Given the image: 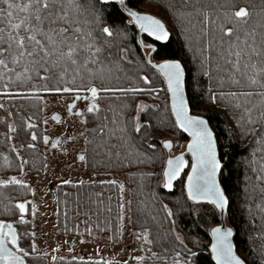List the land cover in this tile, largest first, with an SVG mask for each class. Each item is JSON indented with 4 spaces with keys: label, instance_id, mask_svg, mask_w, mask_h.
<instances>
[{
    "label": "trees",
    "instance_id": "obj_1",
    "mask_svg": "<svg viewBox=\"0 0 264 264\" xmlns=\"http://www.w3.org/2000/svg\"><path fill=\"white\" fill-rule=\"evenodd\" d=\"M221 1L126 0L125 5L133 11L156 16L171 29L169 40L165 42H155L145 34L141 35L146 44L155 45V50L149 49L147 58L151 59L152 63H159L162 59L181 61L185 69V93L190 113L201 115L209 121L217 141L218 155L227 163L224 170V187L230 199V208L225 215L226 223L233 228L235 251L246 264H264V131H262L264 118L259 115L264 109L253 108L254 104L258 105L259 97L233 98L228 95L232 91L249 89H240L231 83L230 77L234 69L227 62L230 59L227 55L230 41L221 29V25L224 28H233L231 41H236L237 35L243 40L245 31L255 28L258 44L261 31L264 30L260 27L264 24V0L229 2L223 0V3ZM96 7L102 10L104 23L128 32L134 55L141 57L137 29L129 23L130 18L121 7L118 4H97ZM240 7L249 10L250 15L246 21L239 20L233 15ZM218 8L221 10H216ZM205 12L208 14L207 20ZM77 22L80 24V17ZM0 27H4V24L0 23ZM187 31H192L197 37L188 38ZM222 36L224 40L221 39ZM108 39L110 45L100 40L104 49L99 55L102 62L95 67H102V64H105L109 68L108 57L115 60L120 55L121 46L113 39ZM248 42L251 43V40ZM147 58L144 60L146 68L153 74L152 77L147 75L150 83H145L141 74L143 71L133 64L130 66L135 72L130 80L122 78V73H119L118 79L112 81L105 79L103 83L112 84V87L117 89L159 85L162 93L160 105L158 103L154 106L153 103L157 101L149 98V104L143 111L137 112L134 108L139 101L133 97L132 92L115 93L111 95V99L106 98L104 108L109 109V112L104 109L102 113L89 115L86 119L85 170L92 174H128L129 222L133 240L143 253L146 264L173 262L177 259L176 252L181 253L178 259L182 260L187 255L185 248L196 253L195 264H214L209 245L210 228L219 224L216 209L207 202L197 204L188 200L184 191L185 172L171 190H165L162 184L164 149L161 136L170 132L186 142L188 137L176 127L168 106V93L164 81L152 64L148 63ZM257 59L253 57V61ZM245 60L246 57L241 61V68ZM16 70L20 71V68ZM205 71L209 74L204 75ZM130 72L132 73V70ZM236 75L241 78L239 73ZM5 82L6 80H0V93H5L3 90ZM96 83L99 85L101 81L97 80ZM41 84L42 82L33 76V81L29 84L21 86L18 83L13 85L10 91L26 95L22 100L14 102L10 110L16 131L15 139L33 174L41 173L44 167V155L40 148L43 136L41 105L36 97L46 92L17 89L21 87L27 89ZM256 91H259V88ZM222 92L225 94L223 97L220 96ZM212 93L217 97L216 107L210 106ZM237 104L241 106L237 107ZM244 108H253L251 114L255 123L248 122V114ZM137 116L142 125L140 132L134 131ZM161 117L164 121L158 122ZM29 123L35 124L36 127L34 125L29 129L27 126ZM7 132L6 120L0 116V176L19 172L18 159L10 147ZM32 132L37 134L35 141L32 140ZM29 144H35V147H27ZM153 145L155 147H152ZM185 156L190 164V157ZM6 158L7 163L11 165L10 168L4 164ZM0 192L3 196L11 198L9 204L11 211L5 212L4 205L9 201L0 197L2 201L0 219L16 223L24 235L29 226L31 192L18 186L0 189ZM16 201L28 202L23 222L19 220L20 213L14 208ZM120 204V189L117 184L59 185L56 188L57 231L63 235L88 239L101 235L108 236L109 241L116 243L121 234ZM165 205L172 211V216H168ZM144 230L148 231L151 243L144 240ZM177 235L180 236V241L176 240ZM153 253L156 255L153 256ZM28 263L47 264V261L43 257L31 255ZM56 264H104V262L63 259Z\"/></svg>",
    "mask_w": 264,
    "mask_h": 264
},
{
    "label": "snow or ice",
    "instance_id": "obj_2",
    "mask_svg": "<svg viewBox=\"0 0 264 264\" xmlns=\"http://www.w3.org/2000/svg\"><path fill=\"white\" fill-rule=\"evenodd\" d=\"M87 4L88 7L85 8V0H0V5L4 6L0 7V23L4 24V27H0V80H6L3 84L5 92L11 91L13 85L18 83L21 86L29 84L35 76L37 81L42 82L40 86L33 85L27 89L21 87L17 91L72 93L76 100L91 101L86 107L88 113H98L100 111L98 100L101 98V93L150 91V89L142 88L117 89L104 86L103 82L106 76L103 66L100 69H96L94 66L100 63L99 55L104 51L100 40L103 39L105 44L110 45L108 38L114 35V29L110 24L103 22V12L96 5H120L123 11L131 17L129 23H134L141 33H146L156 41L169 40L170 33L165 24L154 15L131 10L125 5V0H87ZM84 12L91 18L92 23L96 25L103 23V27L99 28L100 36L94 35L92 30H86L77 22ZM233 15L239 20L246 21L250 13L247 8L240 7ZM204 16L207 20L206 12ZM88 22L85 20V24ZM260 27L264 29V24H261ZM221 29L230 41L227 49L230 59L227 62L234 69L230 77L231 83L240 89H249L247 91H232L228 95L233 98L259 97L258 105L254 104L253 108L264 109V30L261 31L257 44L255 28L245 31L243 40L237 35L236 41L240 43L231 41V36L234 34L233 28H224L221 25ZM221 39L224 40V37L222 36ZM249 40L251 43L248 42ZM139 43L146 48L155 50V45L145 44L143 38L139 40ZM232 57L234 59H231ZM245 57L246 60L241 68V61ZM253 57L258 59L253 61ZM148 63L152 64V60L149 59ZM153 67L159 70L167 84V91L171 95V113L175 117L176 127L191 137L187 144V151L192 156L191 171L187 173L185 184L187 197L197 204L207 202L213 205L214 209L219 210L220 215H224L230 208V199L226 195L224 187V170L227 163L223 157L218 155L217 141L209 126V121L201 115L190 114L189 101L185 99V69L179 59H162ZM17 68H20V71H17ZM237 73L241 78L237 77ZM208 74V71L204 72V75ZM142 79L145 83H150L147 76ZM97 80L101 81L99 85L96 83ZM50 83L52 86H49ZM257 88L259 91H256ZM224 95L223 92L220 93L221 97ZM210 98L213 101L217 99L214 93ZM36 99H42V97L37 96ZM74 104L75 100L68 105L70 114ZM240 106L237 104V107ZM2 107L3 105L0 104V108ZM253 108H244L250 124L256 122L251 114ZM141 111L143 108L137 105V112ZM83 114L79 110L76 112V115ZM259 115L264 118V111H260ZM243 118L241 117V119ZM53 119L59 121L60 117L54 114ZM135 121L134 131L140 132L142 125L139 116L135 118ZM27 126L29 129L34 127L32 123ZM8 128L15 132V128L11 124H8ZM249 130L255 131L254 129ZM8 139L11 140L12 137L9 136ZM36 139L37 134L32 132V140ZM48 139L45 136L44 142L48 143ZM68 139H72V137ZM59 143L60 140L57 138L52 142L53 147ZM162 143L165 148H172L171 140L166 139ZM21 147H25V145H21ZM27 147L34 148L35 144H29ZM12 151L16 152L17 157H20V153L14 145ZM79 159L83 161L85 156L80 155ZM25 163L27 161L21 159L18 165L21 172ZM187 164L188 161L184 159L183 152L175 157H169L167 167L163 172V187L171 189L173 181L181 176ZM6 167L10 168L11 165L6 163ZM257 179H262V177H257ZM63 183L68 184L70 181H63ZM109 183L115 184L116 181H109ZM13 186L34 191L25 180L16 175L0 178V189ZM123 188V184H120L121 192H123ZM0 197L9 201L4 205V211H11L9 207L11 198L3 196L2 192H0ZM27 203V201H16L14 205V208L20 213L19 220L21 222L24 221L23 214L27 211ZM120 208L123 210L124 205L120 204ZM165 209L168 216L173 215L166 205ZM210 235L212 237L211 255L216 264H246V261L234 251L233 228L225 227L222 223L216 224L210 228ZM148 236V231L144 230V240L151 243ZM176 240H181L179 235L176 236ZM181 243L183 242L181 241ZM29 247L37 257L46 255L36 251L37 245L34 241ZM185 252L187 255L183 260L178 259L181 253L176 252L177 259L173 260V264H195L196 253L187 248H185ZM30 254L26 248L20 246V236L13 226V222L0 219V264H27L26 258ZM152 255L155 256L156 253ZM52 259L55 260L56 257L53 256ZM81 259L83 258L81 257ZM135 259L140 261L144 257L136 256Z\"/></svg>",
    "mask_w": 264,
    "mask_h": 264
},
{
    "label": "rangeland",
    "instance_id": "obj_3",
    "mask_svg": "<svg viewBox=\"0 0 264 264\" xmlns=\"http://www.w3.org/2000/svg\"><path fill=\"white\" fill-rule=\"evenodd\" d=\"M195 2L199 0H194ZM210 2L212 0H209ZM225 1V0H224ZM221 1L222 3L224 2ZM231 0H227L229 2ZM88 7L87 0H85V8ZM221 10V9H216ZM149 14V13H146ZM159 19V18H158ZM85 20L89 22L85 24ZM80 25L84 26L86 30H92L94 35L100 36L99 28L103 27V23L96 25L91 22V18L86 12L82 13L80 16ZM167 28V27H166ZM114 35L110 38L113 39L115 43L119 44L120 55L118 59L111 60L108 57L109 68L107 65L102 64L103 72L106 76V79L115 80L119 77L117 74L122 73V78H131L134 77V69L130 65L139 66L143 71L142 77L149 75L153 76L152 72H148L144 60L147 58L149 49L144 47L141 44L142 56L134 55L132 47L129 43V34L125 29L122 28H113ZM169 33L171 29L167 28ZM187 37L192 39L196 38L197 34L192 31H187ZM187 38V39H188ZM103 39H101L102 41ZM145 43V42H144ZM146 44V43H145ZM111 49V48H110ZM123 50V51H121ZM100 62L101 59H99ZM99 64V63H98ZM97 65V64H96ZM95 65V66H96ZM94 66V67H95ZM100 69L101 67H95ZM132 70V73L130 72ZM137 73V72H136ZM130 74V75H129ZM136 75V74H135ZM128 80V81H129ZM105 87H112L110 85H104ZM124 87V86H123ZM113 88V87H112ZM137 88L150 89V91L136 92L133 97L137 99L138 105L141 108H145L149 104V100L155 99L157 103L153 105H160L162 99V93L159 85L152 87L143 88L141 85ZM29 92V91H28ZM115 93H124V92H108L101 93L104 94L106 98L111 99V95ZM131 93V92H130ZM156 97L152 98L151 96ZM26 96L24 94H19L17 92H5L0 93V104L3 105L0 108V116L6 120L7 127L8 124H11L14 127V123L11 117L10 107L13 106L14 102L22 100ZM28 96V94H27ZM211 96V95H210ZM39 97H42L40 100L41 105V117H42V132L44 136H47L48 143H44L43 153H44V167L43 171L39 174H33L28 168L27 163L24 164L23 171L19 170L16 174H7L1 175L0 178L5 176L16 175L18 178H21L26 181L27 185L34 191L31 192V201H30V215H29V226L26 231H30L29 237L30 242L33 241L37 245V252L44 253L40 257L45 258L47 264H56L59 260L66 259H77L85 261H103L104 264H146L143 260L137 261L136 256L144 257L143 253L137 248L134 240L133 233L130 227L129 222V182L128 174L126 173H88L85 170V159L82 161L79 159L80 155L86 156V119L84 115L79 117H73L67 120L65 116L66 103L73 101L72 94H64L57 92H46L42 93ZM148 98V99H147ZM150 98V99H149ZM107 105V103H106ZM217 105V101L210 99V106ZM169 106V103H168ZM219 106V105H218ZM80 108V111L84 113V108L80 105H76ZM164 107V106H163ZM135 111L137 110V104H135ZM163 109V108H162ZM162 112V110H161ZM56 114L60 117V122L52 119V116ZM119 117V113L117 114ZM114 117H116L114 115ZM163 118H159V121H162ZM45 121H47L45 123ZM164 121V120H163ZM145 122H147L145 120ZM8 136L12 137L9 140L10 147L14 145L16 150L20 153V157H17L18 163L20 164L21 159L26 161L23 156L21 149L15 139L16 131L12 132L8 128ZM72 137V139H68ZM59 138L60 143L53 147L52 142ZM171 140L172 148L170 152H165L163 157V168L165 160L168 157H174L181 152H185V147L187 142L185 140L179 139L174 134L166 132L161 136V143L163 140ZM188 141V140H187ZM163 145V143H162ZM14 152V151H13ZM16 155V152H14ZM186 158V156H185ZM191 162V161H190ZM7 161L4 159V164L6 165ZM190 164H187V171ZM163 172V169H162ZM185 179V178H184ZM115 180L120 189V184H123V192L120 190V201L124 205L122 210V223L120 230V238L116 243H112L108 240V236H99L94 237L93 239H88L85 237H71L67 235L60 234L56 228V188L59 185L65 184L63 181H70L68 184H112L109 181ZM83 182V183H81ZM162 184L163 175H162ZM33 206H35L33 208ZM228 225V224H227ZM229 226V225H228ZM23 235L19 229V235L21 238H24L26 235ZM35 234L34 236L32 234ZM29 240L25 242V245L29 246ZM29 249V247H28ZM32 256H36L32 253ZM55 256L56 259L53 260L52 257ZM81 257L83 259H81ZM183 260V259H182ZM173 264V262L167 263Z\"/></svg>",
    "mask_w": 264,
    "mask_h": 264
},
{
    "label": "flooded vegetation",
    "instance_id": "obj_4",
    "mask_svg": "<svg viewBox=\"0 0 264 264\" xmlns=\"http://www.w3.org/2000/svg\"><path fill=\"white\" fill-rule=\"evenodd\" d=\"M149 49V48H148ZM147 60H149L148 58H147ZM64 94H72V93H64ZM73 95V101L75 100V104H74V107H73V111H72V113L70 114L69 113V111H68V105L70 104V103H73V101L72 102H67L66 103V109H65V116H66V118H67V120H69V119H71V118H73V117H79V116H81V115H76V112L79 110L80 111V108L79 107H76V105L78 104V105H80V106H82L83 108H84V119H87V117L89 116V115H98V114H100V113H102L103 111H104V109L106 110V111H108L109 112V109H107V108H104V105H105V99L103 98V97H105V95L104 94H100V99L98 100V103L100 104V111L98 112V113H88L87 111H86V107H87V104L88 103H91V101L90 100H88V101H86V100H84V99H79V100H76L75 99V95L74 94H72ZM52 119H53V116H52ZM57 121V120H56ZM57 122H60V120L59 121H57ZM35 125V124H34ZM35 127H36V125H35ZM44 135L42 136V145H41V152H42V154L44 155V153H43V148H44ZM13 226L16 228V230H17V233H18V235H19V228H18V226L16 225V223H13ZM29 235H31L30 234V231H26V235H25V237L24 238H21V236H20V246L21 247H24V248H26L28 251H29V253H31V248L29 247V246H27V245H25V242L27 241V240H29L30 239V237H29ZM31 244V242H30V240H29V245ZM28 247H29V249H28ZM32 254H30V256H31ZM29 256V257H30ZM29 257H27L26 259H27V264H29L28 263V259H29Z\"/></svg>",
    "mask_w": 264,
    "mask_h": 264
},
{
    "label": "water",
    "instance_id": "obj_5",
    "mask_svg": "<svg viewBox=\"0 0 264 264\" xmlns=\"http://www.w3.org/2000/svg\"><path fill=\"white\" fill-rule=\"evenodd\" d=\"M125 2H126V0H125ZM120 6V5H119ZM121 7V6H120ZM121 9L123 10V8L121 7ZM126 13V15L128 16V14H127V12H125ZM130 18V20H131V17H129ZM134 26H135V24L134 23H132ZM136 27V26H135ZM136 29H137V33H138V38H139V40L141 39V35L142 34H145L146 36H147V34L146 33H141L140 31H139V29L136 27ZM149 37V36H148ZM151 40H153V41H155V42H165V41H156L153 37H149ZM154 64H156V63H152V67H153V65ZM159 74H160V76L162 77V79H163V81H164V77L162 76V74L159 72V70L158 69H156L155 67H153ZM164 84H165V87H166V90H167V84H166V82L164 81ZM167 93H168V91H167ZM185 99H187L186 98V93H185ZM168 101H169V107H170V111H171V95H170V93H168ZM172 114V113H171ZM191 114V113H190ZM191 115H194V114H191ZM172 117H173V119H174V121H175V117L172 115ZM183 134H185L187 137H188V141L191 139V137L187 134V133H185V132H183L181 129H179ZM215 138V137H214ZM188 141H187V144H188ZM187 144H186V147H185V152H183L184 153V159L186 160V158H185V155H188L189 157H190V161H192V156H191V153L190 152H188L187 151ZM163 149L165 150V152H170V150L171 149H168V148H165L164 146H163ZM218 151V150H217ZM180 154V153H179ZM179 154H177V155H179ZM176 155V156H177ZM175 157V156H174ZM169 159V157L165 160V164H164V168H163V172H164V169L167 167V160ZM187 171V166L185 167V169H184V171L181 173V175L184 173V172H186ZM191 171V162H190V167H189V169H188V172H190ZM163 172H162V175H163ZM187 172V173H188ZM187 173H186V176H185V179H184V191H185V194H186V197H187V190H186V187H185V184H186V181H187ZM180 177H178L176 180H174L173 181V185H174V183L179 179ZM163 182H164V176H163ZM173 188V187H172ZM171 188V189H172ZM165 190H171V189H167V188H164ZM188 198V197H187ZM189 200V199H188ZM191 201V200H190ZM191 202H193V201H191ZM213 206V205H212ZM214 207V206H213ZM217 211V213H218V219H219V224H221L222 223V225L223 226H225V227H229L228 225H227V223H226V215L224 214V215H220L219 214V210H216ZM211 240H212V237H211V235H210V244H211ZM232 240H233V237H232ZM234 244V243H233ZM209 250H210V254H211V248H210V245H209ZM234 251H235V247H234ZM236 252V251H235ZM237 254V253H236ZM238 255V254H237ZM211 258H212V255H211ZM212 261H213V263L214 264H216V262H215V260H213L212 259Z\"/></svg>",
    "mask_w": 264,
    "mask_h": 264
}]
</instances>
